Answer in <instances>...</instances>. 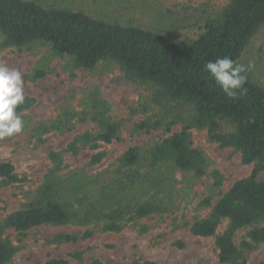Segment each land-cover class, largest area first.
<instances>
[{
    "label": "trees",
    "instance_id": "1",
    "mask_svg": "<svg viewBox=\"0 0 264 264\" xmlns=\"http://www.w3.org/2000/svg\"><path fill=\"white\" fill-rule=\"evenodd\" d=\"M263 25L264 0H229L222 12L208 20L201 33L189 42L109 22L81 8L47 7L33 0H0V35L4 47L48 45L55 55L69 57L75 68L83 70H91L102 61L110 62L119 66L129 79L156 87V100L165 98L188 109L186 120L181 118L180 131L171 133L176 122H170L165 128L170 135L146 152L137 147L126 150L118 159L115 172L118 180H108L96 195L89 189L98 180H83V184L79 180L69 191L66 188L65 192L73 196L79 208L60 197L58 173L62 169V153L51 152L53 166L30 201L0 221V264L14 254L8 240L2 239L6 230L24 234L39 226H64L76 219L83 225L100 222L103 232H119L128 223L172 213L170 194L163 193L160 183L148 176L166 164L191 172L196 178L205 175L207 158L193 147V130H206L209 141L221 148L234 149L243 165H253L248 176L219 193L214 205L210 198L204 199L200 206L211 207L210 213L195 220L189 228L196 237L214 238L219 264H245L248 254L264 244V180L259 179L264 171V87L251 80L238 66V59ZM43 75L36 72L34 77ZM17 90L18 86L11 83L0 93L12 96ZM31 103L30 99L14 103L11 114L22 113ZM95 120L99 130L76 137L67 151L76 154L82 147L96 151L99 143L120 140L119 127L114 122L103 117ZM57 121L51 122V127L42 123L47 128L43 130L59 129L67 122H61V117ZM220 122L227 123L232 130L221 131ZM160 125L141 122L134 130L149 132ZM103 156L100 152L93 154L90 164H99ZM145 165L150 170L143 173ZM26 182L27 178L19 176L13 164L0 161L2 187H21ZM78 183L82 186L79 190H84L82 194L75 192ZM214 186L219 188L221 181L217 180ZM225 220L227 226L219 232ZM241 230L246 234L237 244L235 236ZM91 236V231L81 236L60 234L54 242L77 243ZM43 264L71 263L49 258ZM259 264H264V260Z\"/></svg>",
    "mask_w": 264,
    "mask_h": 264
},
{
    "label": "rangeland",
    "instance_id": "2",
    "mask_svg": "<svg viewBox=\"0 0 264 264\" xmlns=\"http://www.w3.org/2000/svg\"><path fill=\"white\" fill-rule=\"evenodd\" d=\"M33 1L47 7L81 8L91 16L148 29L180 42L192 41L201 33L202 26L217 17L229 3V0ZM238 66L252 81L264 87V25L248 42ZM36 72L43 73V77L35 78ZM11 83L18 86L14 95L0 93V161L13 164L16 173L25 176L27 182L21 187L0 185V221L30 201L53 166L49 158L51 152L62 153V169L58 173L60 197L79 208L73 196L65 192L66 188L69 191L79 180L81 183L98 180L89 189L97 194L108 180H118L115 174L118 159L126 150L137 147L142 153L146 152L170 135L165 131L168 123L176 122L171 133L178 132L181 118L186 120L188 116L184 106L165 98L156 100V87L129 79L115 64L102 61L91 70L77 69L69 57L55 55L48 45L4 47L0 35V90ZM24 99H30L31 105L22 113L11 114L13 104ZM60 117L61 122H67L59 129L43 130ZM95 117L114 122L119 127L120 140L99 143L96 151L83 147L76 154L67 151L76 137L99 130ZM141 122L161 125L149 132H136L134 126ZM42 123H47L46 127ZM220 125L223 132L232 130L225 122ZM191 139L193 147L207 158L204 176L196 178L193 173L177 170L171 164L158 166L148 176L149 180L160 183L163 193L170 194L174 205L172 213L128 223L119 232H103L100 222L83 225L76 219L64 226H39L24 234L6 230L2 239L8 240L14 254L5 264H43L49 258L66 259L71 264L145 261L219 264L214 238L192 235L190 224L210 213L211 207L200 206L204 199L210 198L214 205L219 193L248 176L253 165H243L240 154L234 149L221 148L209 141L206 130L191 131ZM98 152L104 155L102 161L91 165V156ZM149 170L145 165L141 172ZM259 179L264 180V171ZM217 180L221 181L219 188L214 186ZM79 188L82 186L78 183L75 192L82 194L84 190ZM226 226L225 220L218 231ZM85 231H91L92 236L77 243L54 242L60 234L81 236ZM245 234V230L239 231L235 242L239 244ZM263 260L264 244H260L248 254L245 264H259Z\"/></svg>",
    "mask_w": 264,
    "mask_h": 264
}]
</instances>
